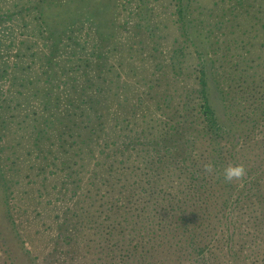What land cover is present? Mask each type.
<instances>
[{
    "label": "rangeland",
    "instance_id": "rangeland-1",
    "mask_svg": "<svg viewBox=\"0 0 264 264\" xmlns=\"http://www.w3.org/2000/svg\"><path fill=\"white\" fill-rule=\"evenodd\" d=\"M0 264H264V0H0Z\"/></svg>",
    "mask_w": 264,
    "mask_h": 264
},
{
    "label": "trees",
    "instance_id": "trees-1",
    "mask_svg": "<svg viewBox=\"0 0 264 264\" xmlns=\"http://www.w3.org/2000/svg\"><path fill=\"white\" fill-rule=\"evenodd\" d=\"M201 91H202V103H201V118H202V132L203 136L201 140L204 143L206 150V160L204 167V177L200 175V164L194 162L195 167L192 168V157L189 156V165L193 173H196L197 182L200 179L208 180L207 177L211 175L224 178V169L232 163H243L244 157L243 150H246L247 145L243 142L250 137L251 129H246L245 133L237 135L229 125V118H223L218 115L214 104L210 98L209 83L207 80V73L203 71L201 76ZM258 122V120H257ZM240 121L233 120V125L237 127ZM237 144V145H235ZM235 158H237L235 160ZM212 165L211 169L207 166ZM200 171V172H199Z\"/></svg>",
    "mask_w": 264,
    "mask_h": 264
},
{
    "label": "clouds",
    "instance_id": "clouds-1",
    "mask_svg": "<svg viewBox=\"0 0 264 264\" xmlns=\"http://www.w3.org/2000/svg\"><path fill=\"white\" fill-rule=\"evenodd\" d=\"M211 169L212 165L207 166ZM224 179L227 181L239 180L245 175V169L243 165H228L223 172Z\"/></svg>",
    "mask_w": 264,
    "mask_h": 264
}]
</instances>
